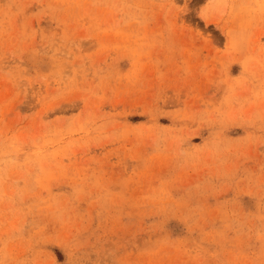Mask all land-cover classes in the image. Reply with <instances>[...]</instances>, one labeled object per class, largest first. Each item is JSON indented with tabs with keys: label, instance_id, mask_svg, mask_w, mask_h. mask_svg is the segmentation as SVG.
<instances>
[{
	"label": "rangeland",
	"instance_id": "1",
	"mask_svg": "<svg viewBox=\"0 0 264 264\" xmlns=\"http://www.w3.org/2000/svg\"><path fill=\"white\" fill-rule=\"evenodd\" d=\"M0 264H264V0H0Z\"/></svg>",
	"mask_w": 264,
	"mask_h": 264
}]
</instances>
